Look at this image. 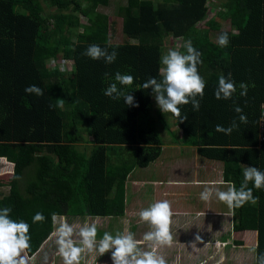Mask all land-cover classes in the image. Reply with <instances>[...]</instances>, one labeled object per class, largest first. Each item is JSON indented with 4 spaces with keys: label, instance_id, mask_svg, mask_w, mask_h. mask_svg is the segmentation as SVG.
Listing matches in <instances>:
<instances>
[{
    "label": "trees",
    "instance_id": "trees-1",
    "mask_svg": "<svg viewBox=\"0 0 264 264\" xmlns=\"http://www.w3.org/2000/svg\"><path fill=\"white\" fill-rule=\"evenodd\" d=\"M42 1L55 7L46 18ZM209 1L127 0L117 15L122 33L138 41L132 44L111 41L113 22L97 11L109 0H0V157L14 165L9 191L0 195V209L11 207L12 219L29 223L28 255L52 232L54 213L81 219L124 217L127 177L136 167L154 163L162 152L156 125L143 124L155 97L142 85L152 77L161 78L164 51L159 42L164 38L180 41L183 54L185 43L191 41L202 53L198 71L206 81L203 98L196 97L199 110L191 103L180 105L181 117L187 116L183 121L169 113L176 126L167 131L171 140L221 161L223 180L237 189L243 181L241 165L264 172V141L258 127L264 111V0L222 3L215 14L228 19L233 28L219 33H228L224 48L210 38L219 24L215 14L207 16ZM18 6L23 11H17ZM75 12L88 24H82ZM92 44L116 51V60L109 64L91 59L84 53ZM58 57L70 60L67 71L54 64ZM117 72L134 77L133 85L118 87L131 93L138 107L126 105L123 97L104 95ZM229 73L237 91L231 99H217L219 76L227 78ZM241 83L248 86L246 96L240 95ZM30 85L44 94H29L25 89ZM58 99H63V109L55 107ZM237 105L243 113L234 110ZM157 112L161 115L160 109ZM241 114L247 123L240 121ZM234 122L237 127L230 135L216 131L217 125L229 127ZM132 145H137L133 163L106 164V147ZM248 187L258 202L233 209L234 228L257 231L258 264V256L264 254V188L257 190L252 182ZM37 212L46 220L34 224Z\"/></svg>",
    "mask_w": 264,
    "mask_h": 264
},
{
    "label": "rangeland",
    "instance_id": "rangeland-1",
    "mask_svg": "<svg viewBox=\"0 0 264 264\" xmlns=\"http://www.w3.org/2000/svg\"><path fill=\"white\" fill-rule=\"evenodd\" d=\"M126 1L127 0H109L108 5H99L97 11L107 14L109 20L113 22L110 28L112 42L122 43L128 41L134 44L138 43V41L131 40L122 33V19L117 15L118 7L124 5ZM226 1L228 0H216L215 3L210 2L209 6H211L212 10L209 9V14L207 16H214L222 3ZM42 3L44 5L42 16L46 18L47 14L55 11V7L43 1ZM16 10L21 11L22 9L18 6ZM75 14L80 18L79 20L82 24H88L86 17L80 12H75ZM216 19L219 24V29L210 31V38L215 41L218 39L220 32L233 30L228 19L222 18L219 15ZM52 24L53 21H49L48 19V26L52 27ZM75 30L81 31V28ZM73 39L75 38L73 37ZM159 44L164 51V55L170 49L179 50L182 43L168 37L160 41ZM68 62H70V60L58 57L54 64L58 69L65 72L69 69V65L71 64ZM158 109L157 102L154 100L153 110L149 117L144 116L143 124L151 122L156 125L159 136L163 141L162 152L154 163L148 165L146 168H133L134 170H132L127 177L125 182V199L127 202L124 217H86L85 219H81L76 216L69 217L66 215H57L58 221L60 218H64L72 225H83L86 221L88 223L97 222L98 240L103 236L104 232H110L115 235L117 232H122L125 227L133 232L138 240L142 239L144 233L151 230L150 225L140 221L138 216L139 211L149 207L156 201L168 200L171 203L172 199L170 197L173 191L168 189L170 187L168 183L171 181V174L179 172L180 175L176 177L177 179H187V177H190L189 173L194 170L188 168L181 171V167H178V165L172 163L170 167H167L165 163L179 161V159L191 157L196 154L195 147L188 148V146L180 141L174 142L171 140L167 131L168 129L170 132L176 130L175 122L170 117L169 113H163L161 111V115H158ZM160 119H164L165 123H160ZM83 135H85V133H83ZM180 136H182L181 132L178 133L179 138ZM88 140L91 141V138H88ZM82 145L80 148H83ZM136 146L137 145L106 147V164L116 166L133 163L137 149ZM208 164H213V168L209 167L206 170L197 167L201 180L200 182H202V188H198L200 190L197 189L198 191L190 192L189 189L191 186H186L185 194H188L186 198L179 197L177 194L173 196L176 198V201H183L186 206L180 208L179 205L177 209L172 207V211H183L184 213L179 216L180 218L172 216L170 228L173 235L172 245L170 247H159L157 251L160 255L165 257L168 264H256L257 232L235 230L233 221L234 210L228 208V206L217 197L213 196L208 202L200 199V193L204 190V186H206L203 185V182L209 178L215 181L213 182L214 184L209 185L211 187L226 191L229 186L228 183L222 180V162L209 160ZM244 167L247 166H241L240 169L243 170ZM13 171L14 165L11 162H8L6 159H0V195L8 193L10 188L8 181ZM210 172L212 174H210ZM208 174H210V176ZM24 176L25 175H23L20 180V187L23 186ZM221 181L224 183H221ZM181 182H186V180ZM188 182L190 183V181ZM125 221H128L127 225H125ZM223 221L226 223L224 225H227L226 231L223 236H217L221 231L219 230L220 227L216 226L220 225V222L223 224ZM56 227H58V224L53 223L52 232L40 245L39 249L32 255L27 254L29 257V264H64L63 258L59 254L56 237L54 235ZM197 236L200 238L196 239ZM238 240H240L242 244L238 243ZM223 241H227L228 243L225 245L226 242ZM218 242L222 244L218 245ZM144 247L145 250H149L147 244H145ZM81 264H113L111 252H107L102 256L98 254L95 256L91 254L85 255L81 260Z\"/></svg>",
    "mask_w": 264,
    "mask_h": 264
},
{
    "label": "clouds",
    "instance_id": "clouds-1",
    "mask_svg": "<svg viewBox=\"0 0 264 264\" xmlns=\"http://www.w3.org/2000/svg\"><path fill=\"white\" fill-rule=\"evenodd\" d=\"M233 35H238V33L234 31ZM216 42L221 48L227 47L229 44L228 33L223 32ZM184 47L186 54L178 49H170L162 55L160 59L162 67L159 69L161 78L158 80L152 77L142 85L143 89L152 90L157 105L163 113H171L175 117L181 118L182 121L186 120L187 116L181 117L180 105L191 103L194 110H199L200 100L196 97L203 98L206 87V81L198 71V65L203 64L202 53L192 45L191 41H187ZM84 54L93 60L104 59L109 64L117 58L116 51L109 52L108 48H102L97 44L90 45ZM230 77L231 73L227 78L224 75L219 76L218 87L215 90L217 99H231L237 91L236 84ZM114 79L115 82L104 90V95L114 100L123 97L126 105L138 107L139 104L135 101V97L118 87V85H133L134 77L130 74L117 72ZM240 88L242 89L240 95L246 96L248 86L241 83ZM25 91L37 96L44 94L43 90L36 85L28 86ZM55 107L63 109V99H58ZM234 110L237 113H243V109L238 105ZM239 119L241 122L247 123L246 115L241 114ZM236 127L235 122L229 127L217 125L216 131L230 135ZM242 175L243 181L239 189L231 182H226L229 184L226 191L206 185L200 193V199L208 202L215 196L230 209L240 208L246 203L257 204L259 198L254 196L253 189L249 188L248 184L252 182L257 190L264 188V172L255 166H248L243 168ZM221 183L224 182L221 181ZM11 212V207L0 209V264H29L27 250L30 248V225L24 220L12 219ZM138 216L140 221L147 223L151 228L144 233L142 239L138 240L135 234L125 227L122 232H117L115 235L104 232L98 240L97 222L88 223L86 221L83 225H72L64 218H60L58 221L57 215L54 213L52 221L54 224H58L54 235L64 264H81L85 255L95 256L98 254L102 256L107 252H111L113 264H168V261L158 253L157 249L163 246L170 247L173 243V235L170 231L173 216L171 203L168 200L156 201L149 207L140 210ZM45 220L46 217L42 212H37L32 217L34 224L42 223ZM124 223L127 225L128 221ZM199 238V236L196 237V239ZM145 244L149 250H145ZM258 264H264V254L258 256Z\"/></svg>",
    "mask_w": 264,
    "mask_h": 264
},
{
    "label": "crops",
    "instance_id": "crops-1",
    "mask_svg": "<svg viewBox=\"0 0 264 264\" xmlns=\"http://www.w3.org/2000/svg\"><path fill=\"white\" fill-rule=\"evenodd\" d=\"M0 159H2V158H0ZM209 160L216 161V162L219 161V160H216V159H209L207 157L201 156V155H199L196 152V154L194 156L185 157L183 159H179V161H171V162L165 163V166H167V167H170V164L174 163V164L178 165V167H181V171H183L185 169H188V168L194 169L193 172L189 173L190 177H187V179H181V180L177 179L176 177H178L180 175L179 172L171 174V181L168 183V186H170V187L168 189H170V191H173L172 196L170 198L172 199L171 206L174 209H177L178 208L177 206H179V205H180L179 206L180 208L183 207V206H186L185 203H183V201L182 202L180 201L181 203L179 201H176V198L173 197L175 194H177L179 197L181 196L183 198H186V196H188V194H185L186 188H187L186 186H191L190 189H189L190 192L198 191V190H200L202 188V182H200L201 180L199 178V173H198L199 171L197 170V167L199 169H206V170L209 167L213 168V164L212 165L208 164ZM241 166H245V165H241ZM210 174H212V173L210 172ZM210 174H208V175L210 176ZM184 180H186V182H181V181H184ZM176 181H180V182H176ZM188 181H190V183ZM213 182H215V181L214 180H210V178H209V179H207V180H205L203 182L204 183L203 185L209 186V185L214 184ZM198 185H201V186H198ZM198 188H200V189H198ZM163 196L167 197L166 195H163ZM182 213H184V212L183 211L179 212V211H175L174 210L173 211V217L178 218ZM224 224H226L225 221H223V224H222V222H220V225L216 226V227H220L219 230L221 231L220 234H218L217 236H220V235L223 236V234L225 233L227 225H224ZM223 242L228 243L227 241H223ZM218 243H220V242H218Z\"/></svg>",
    "mask_w": 264,
    "mask_h": 264
},
{
    "label": "built area",
    "instance_id": "built-area-1",
    "mask_svg": "<svg viewBox=\"0 0 264 264\" xmlns=\"http://www.w3.org/2000/svg\"><path fill=\"white\" fill-rule=\"evenodd\" d=\"M212 2L211 0L209 1V3ZM209 3H206V5L208 7H210L209 9L212 10L211 6H209ZM181 46V45H180ZM258 127H259V138L260 141H264V111L260 117L259 123H258Z\"/></svg>",
    "mask_w": 264,
    "mask_h": 264
}]
</instances>
